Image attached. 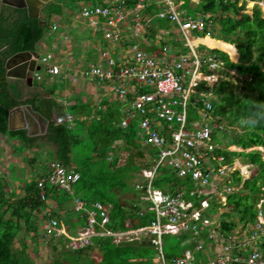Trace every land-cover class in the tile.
Masks as SVG:
<instances>
[{
	"label": "trees",
	"instance_id": "trees-1",
	"mask_svg": "<svg viewBox=\"0 0 264 264\" xmlns=\"http://www.w3.org/2000/svg\"><path fill=\"white\" fill-rule=\"evenodd\" d=\"M134 1L130 0V5ZM63 3H67L66 0L45 1L43 14L40 15L43 23L40 22V17L29 16L25 7L4 5L0 10V136L7 140H15L11 145L13 151L28 150V153L32 154L28 165L20 170L25 171V175L17 173L14 176L15 181H21L20 184L11 187L6 177L0 173V264H31L26 252L25 238L29 236L33 240L40 235L41 220L46 216L42 210L46 202L41 197L37 185V179L44 176L45 159L42 160L37 148L42 145L41 139L54 145L53 149L48 148L47 151L51 155L49 161L58 160L72 166L79 173L78 179L72 185V193L46 184L45 195L52 198L55 204L50 213L62 215L71 232H74L77 226L86 224L85 216L73 207L74 197L83 199L88 206H92L96 201L110 203L107 226L111 229L127 228L129 225L126 220H129L131 225L138 226L148 224L154 218L152 210L143 208L140 200L141 190L136 184L146 183L142 170L151 166L157 157L158 149L141 140L136 118L129 119L126 125L120 123L124 111L118 97L104 98L96 108H92L88 101L79 100L65 104L53 97H37V94L22 100L15 83L1 80L4 72L3 60L16 51L37 49L38 43L49 30L51 16L62 14L63 8L65 10L69 8L62 7ZM156 9L157 5L151 3L147 6L146 13L154 14ZM196 12L211 14L214 21L213 33L216 35H211L210 39L204 42L210 47L220 48L201 46L200 49L205 48L216 53L225 64L224 75L211 85V91L215 94L212 113L223 125L221 129L214 128V139L222 142L217 135L218 131H222L230 134V142L226 140V144L231 143L242 148L264 146V122L255 128L247 124L255 119L264 120V103H259L264 102V16L261 9L255 4L251 11L247 12L244 5L238 4L237 0H200L193 14ZM141 18L147 19L145 15ZM149 22L151 28L146 32L149 38L154 37L159 27L168 25L167 19L157 15L151 17ZM210 40L216 41L218 45L209 42ZM157 47L156 41L148 45L151 50ZM231 68H234L238 75L244 76L241 87L248 88V92L243 90L238 92L233 88L231 79L233 74L229 71ZM42 82L43 79L38 81L40 84ZM208 85L202 80L199 88ZM55 86L54 84V88H48L49 94L55 93ZM128 96L132 98L131 93ZM19 102L31 104L48 119L43 133L28 135L25 128L8 129V111ZM201 104L200 101L197 106L189 105V119L197 115L196 107H200ZM63 111L72 116L71 123L73 122L75 126L70 125L65 118L59 119L55 116V113ZM80 114L91 116V121L86 124L83 119L78 118ZM119 146L127 151L123 162H119ZM221 153L228 160L240 155L256 166L255 172L242 181L241 189L244 191L239 189L230 191L227 204L221 210L214 206L209 208L210 212L218 210L221 212L223 219H220V230L227 234L237 225L234 218L237 217L243 222L242 227L245 228L252 225L256 219V204L260 198L264 199V159L257 148L224 149ZM30 173L35 175L28 179ZM235 181H241V176L237 172L234 173L232 182ZM151 182L164 191L169 188L170 193L175 192L178 186L187 187L191 184L176 175L168 164L157 166ZM125 197L128 198L127 204L122 202ZM260 208L264 215V200ZM19 231H22L23 236L21 246L15 248L14 243ZM50 237L54 241V237ZM177 237L178 246L175 250L166 252L170 256L180 253V242L183 241L185 234H177ZM91 240L94 245L90 244L89 247L95 246L101 252L100 259L96 262L91 260V264H130L135 263L130 261V257L146 256L144 244L117 245L111 235L100 234L92 236ZM52 246L59 247L56 242L52 243ZM261 246L264 253V242ZM72 252L68 248H61L62 262L59 264H70ZM142 262L146 263L149 260L140 263Z\"/></svg>",
	"mask_w": 264,
	"mask_h": 264
},
{
	"label": "built area",
	"instance_id": "built-area-1",
	"mask_svg": "<svg viewBox=\"0 0 264 264\" xmlns=\"http://www.w3.org/2000/svg\"><path fill=\"white\" fill-rule=\"evenodd\" d=\"M183 1L135 0L130 7L124 6L122 0L117 4H85L80 9L89 26L102 30L103 36L117 46L112 51L100 48L103 61L86 65L82 69L83 75L112 82V90L121 100L124 111L120 123L126 125L129 119L136 118L141 140L158 149L151 169L143 170L146 183L136 184L141 190L143 208L152 210L154 218L148 224L138 226L126 220L127 228L111 229L107 226L110 203L96 201L88 206L83 199L74 197L73 207L85 216L86 224L78 227L75 234H68L60 223V215L50 213L55 206L49 204L54 200L45 195L46 184L72 193V185L79 173L72 166L52 160L44 162V176L37 179L41 197L46 202L42 230L52 237L65 234L68 245L79 247L90 243L96 234L111 235L114 241L147 239L155 249L154 264H264L261 208L256 209L252 225L245 228L243 222L235 220L237 225L230 232L225 234L220 230L219 210L227 204L228 193L239 187V182H232L234 173L241 176L242 183L250 175V164L246 163L243 169L236 166L235 156L228 160L221 153L224 149L235 150L232 145L214 139V128L221 129L223 125L212 113V91L206 86L199 88V85L208 76L224 70L225 64L216 53L200 49L201 46L214 47L201 41L193 43L194 39L205 34L212 35L214 21L211 14H190L185 8H178ZM189 1L197 4L200 0ZM237 2L243 4L247 12H250L247 2L251 3V8L257 4L263 15L264 0ZM151 3L157 5L154 15L167 19L168 24H175L177 32L183 34L187 51L170 37V25L155 32L154 39L160 41L159 47L154 50L144 48L145 29L151 18L146 14V8ZM144 15L146 20L141 18ZM128 19L131 20L129 25L126 23ZM187 29L203 34L190 38ZM52 59L53 55L48 52L37 61L45 64L48 73L56 74L59 67ZM229 71L233 73L235 69ZM34 72V76L40 79V73ZM200 101L201 106L196 107L197 115L189 119V105L197 106ZM159 164L171 166L176 175L191 183L190 186H178L173 193L169 188L164 191L154 186L151 180ZM213 206L219 209L218 212L209 211ZM164 234H187L193 246L184 248L180 254L168 256L163 248Z\"/></svg>",
	"mask_w": 264,
	"mask_h": 264
},
{
	"label": "crops",
	"instance_id": "crops-1",
	"mask_svg": "<svg viewBox=\"0 0 264 264\" xmlns=\"http://www.w3.org/2000/svg\"><path fill=\"white\" fill-rule=\"evenodd\" d=\"M77 4H73L72 8L64 9L62 14H55L54 19H51V22L49 23V30L45 33L44 37L41 39V41L37 45V53L38 58L46 53H51L53 55L52 62L56 63L59 67V71L56 74H51L45 70L40 72L37 70L40 75L42 74L43 78L37 79L34 76V73L32 74L33 78L37 80V86L34 89L28 90L26 94V98L28 96L37 94V97H53L58 102L70 104L79 100L88 101L90 106L92 108H96L99 103L104 99L108 97H117L115 93L112 90V82L106 81V80H98V79H90L87 78L82 73V69L90 64L91 62H99L103 61L102 57L100 55V48H105L104 46H98L97 40L103 41V39L106 40V38L103 36V31L98 28H93L89 26L88 20L86 17H84L80 9L85 4H92L94 2L96 3H107V2H116L121 3L122 0H76ZM154 1V0H152ZM130 0H123V5L125 6H132L133 3L130 5ZM135 2V1H134ZM94 3V4H96ZM80 5V6H79ZM40 15H42V8L39 9ZM147 15L153 17L154 14L146 13ZM146 16V15H145ZM131 18V17H130ZM131 20H127V25L131 24ZM149 25L145 29V32L149 31V28H151V24L148 21ZM170 25V24H168ZM162 27V26H161ZM91 29L92 31H89V34H83L82 36H79V29ZM160 28V27H159ZM87 29L85 31H87ZM81 30V33H82ZM129 31V29H128ZM92 35H91V33ZM146 34V33H145ZM147 36V35H146ZM155 36V35H154ZM149 43H148V41ZM147 40L144 44V48H148V45L156 41L158 47H159V40L156 38H149L147 36ZM142 43L143 40L141 41ZM148 43V44H146ZM42 48L43 52L40 54L39 49ZM83 49V50H82ZM113 50V49H112ZM126 51H128L127 48H125ZM129 52V51H128ZM37 64L42 65V62L39 60L37 61ZM44 64V63H43ZM45 65V64H44ZM44 74L46 76L44 77ZM43 79L42 84L38 83ZM54 84L56 85L55 93L53 92L52 95L49 94L48 88H54ZM47 86V88H45ZM33 92V93H32ZM119 99V98H118ZM120 100V99H119ZM121 102V100H120ZM104 106V104H102ZM66 113V120L69 121L70 125L75 126V124L72 121V116L67 112H57L55 113V116H59L60 114ZM65 116V115H64ZM79 119H83L86 124H88L91 121V116H85V115H78ZM60 119V118H59ZM38 121L40 119H37ZM40 122V121H39ZM36 128V126H35ZM35 128L33 130H35ZM39 131H36L35 134H38ZM42 133V132H41ZM11 140H8V144L11 145ZM15 142V140H13ZM128 198L125 197L122 199V202L124 204H127ZM55 206V204H54ZM220 213V212H219ZM220 215V219H223V215ZM60 223L65 227L68 234H75L77 231V228L80 226H77L74 232H71L70 228L67 224L64 223L62 215L60 216ZM234 218V220H236ZM189 237L187 238V234H185V237L183 241L180 242L181 246L179 249L183 250L186 247H192L193 243ZM68 237L65 234H61L57 237H54V243H57L58 248H54V264H59L62 262L60 258V250L63 247L68 248V250L73 251L70 255L72 256L70 264H91V260L98 261L101 257V252L94 246L89 247V245H94L92 243V240L90 243L79 247V245H68ZM117 242V241H116ZM164 242V241H163ZM76 244H78L76 242ZM164 245V244H163ZM80 249V250H79ZM180 250V252H181ZM77 251H79L77 253ZM165 251V250H164ZM95 252L98 254V259L96 260L95 257L91 256ZM87 253V254H86ZM166 253V251H165ZM180 254V253H177ZM176 254V255H177ZM166 255H168L166 253ZM170 256V255H168ZM150 257V258H149ZM130 261H135V263L130 264H154V256H139V257H130ZM148 261L149 262H142L141 261ZM136 261H140L139 263ZM68 264V263H67Z\"/></svg>",
	"mask_w": 264,
	"mask_h": 264
},
{
	"label": "rangeland",
	"instance_id": "rangeland-1",
	"mask_svg": "<svg viewBox=\"0 0 264 264\" xmlns=\"http://www.w3.org/2000/svg\"><path fill=\"white\" fill-rule=\"evenodd\" d=\"M93 1V0H90ZM67 3H63L62 7H68L69 8L72 6H74L75 4H77L76 0H66ZM96 3V2H94ZM92 3V4H94ZM74 4V5H73ZM198 3H194V2H190L189 0H184L182 3H180L178 5V8L183 9L185 8L190 14L194 13V9L197 8ZM78 6V4H77ZM80 6V5H79ZM247 9L249 8V11H251V3L247 2L246 4ZM67 9V8H66ZM264 15V12H263ZM54 14L51 16V19H54ZM87 29V28H86ZM86 29L80 28L79 29V36H82L83 34H89V31H92L90 29H87V31H85ZM170 29H171V33H170V37L172 38V40L176 43H178L179 45H181L182 47H184V50L187 51V47L185 45H183L184 42V36L181 32H177V28L175 27V24H170ZM82 30V33H81ZM187 34L190 38L195 37L196 35H202V32H198L196 33V31H192L190 29H187ZM91 33V32H90ZM92 35V33H91ZM215 36V33H212V36ZM83 37V36H82ZM208 39H210V37H207V41ZM201 41H205V40H201ZM209 42H215V45H218V43L214 40H210ZM97 44L98 46H104L106 49H109L110 51H112V49L115 50V48L117 47L115 42L110 41V40H105L103 39V41H99L97 40ZM220 49V48H218ZM83 50V49H82ZM207 51H209L208 49H206ZM222 50V49H221ZM40 54L43 52L42 48L40 47L39 49ZM115 57H117V54H114ZM235 62V61H234ZM249 63V61L247 62ZM246 63V64H247ZM40 72L43 73V71L45 70V65L42 63L41 67L38 69ZM233 76L231 77V79L233 80V88L238 91V92H242L246 91L248 92L249 89L245 88V87H241L242 85V80H243V75H238V73L235 71L232 73ZM223 70H220L218 72H215V75H211L208 76V78H206L207 84H209L207 86V88L210 89L211 91V85L216 83L217 81H219V78L221 76H223ZM212 93V97H215V94ZM210 95V94H209ZM65 115V116H64ZM66 113L64 114H60L58 116V118H66ZM40 124V122H38ZM41 130H43V128L40 127ZM41 131L38 133L40 134ZM222 131H218L217 135L218 138H220V141H222L223 143H225V141L227 140V142H230V134L225 132L222 134ZM227 138V139H226ZM10 143H14L13 141ZM41 143L42 145L37 147L38 150L40 151V157L45 161H49L51 155L49 153H47L48 148L53 149L54 145L50 142H46L43 141V139H41ZM12 145V144H11ZM11 145L8 144V140L4 137V136H0V173L2 175H4V177H6V179L9 181L11 187L15 186L16 184H20L21 181H15L14 180V176L19 173L21 176L25 175V171H20L22 170V168L26 167L28 165L29 162V158L32 156L31 152L28 153V150L24 151V152H16L13 151L11 149ZM121 146V145H120ZM118 148V155H119V162H123L125 159V155L127 154V151L124 150L122 147ZM232 148L236 149V150H241V147L239 148V146H231ZM252 148H255L256 146H251ZM249 148H245V150H248ZM264 148H262L261 146L259 147V150L261 152V156L264 159ZM234 163L236 164V166H238L239 168L243 169V167L246 165V159L240 155H237L234 157ZM250 163V162H248ZM154 163L152 162L151 166ZM151 166L149 168H145V169H151ZM256 166L250 164L249 165V171H250V175L252 173L255 172ZM144 170V169H143ZM142 170V174L146 175L145 172H143ZM20 171V172H19ZM35 173V172H34ZM34 173H30L31 176H27L28 179L33 178L35 175ZM249 174V172L247 174H245L246 176ZM249 175V176H250ZM135 179V178H134ZM144 179V178H143ZM243 179V178H242ZM241 181L239 182V184L237 187L239 190L244 191V189H241L242 185H241ZM8 191V190H7ZM13 193V192H12ZM15 194V193H14ZM262 198L259 199V202L256 204V208H260V203L263 201H261ZM51 203V205H54V203L49 202V204ZM70 203V202H69ZM71 204V203H70ZM43 210V209H42ZM41 213V211H40ZM236 222H238V218L236 219ZM42 223V222H41ZM41 229V227H40ZM41 232L40 235L36 238L31 240V238L28 236L25 238L26 242H27V247H26V252L28 253L30 259H31V264H54V248L52 247V243H54L53 239L45 232H43L42 230H39ZM21 237L22 236V231H19L17 234V239L15 240L14 243V247L15 248H19L21 246ZM163 241H164V245L163 248L164 250L170 251V250H175V248L178 246V237L177 234H164L163 235ZM145 249L144 252L146 253V256H155V249L151 244H144ZM66 248V247H63ZM87 254V253H86ZM91 256L95 257V259H98V254H96L95 252H93V254H91ZM150 258V257H149Z\"/></svg>",
	"mask_w": 264,
	"mask_h": 264
},
{
	"label": "water",
	"instance_id": "water-1",
	"mask_svg": "<svg viewBox=\"0 0 264 264\" xmlns=\"http://www.w3.org/2000/svg\"><path fill=\"white\" fill-rule=\"evenodd\" d=\"M9 4L16 7H25L29 16L40 17V22L43 23L44 20L40 16L39 8L42 7L45 3V0H0V9L2 4ZM38 53L36 49L18 51L12 54L5 60V67L8 69L13 65L19 66L21 71L19 72L20 76L25 77L28 80V83H32L33 76L32 72L38 70L40 65L37 64ZM37 119H40V125L45 131L48 119L44 117L38 110H35L29 103H20L12 106L8 111V129H18L25 128L27 129L28 135H33L36 133V130H33L36 126L35 122ZM137 244H150V241L147 239H138V238H128L121 239L117 241V245H137Z\"/></svg>",
	"mask_w": 264,
	"mask_h": 264
},
{
	"label": "flooded vegetation",
	"instance_id": "flooded-vegetation-1",
	"mask_svg": "<svg viewBox=\"0 0 264 264\" xmlns=\"http://www.w3.org/2000/svg\"><path fill=\"white\" fill-rule=\"evenodd\" d=\"M45 1H47V0H45ZM4 5H8V6H11V7H16V6H12V5H9V4H5V3H3L2 4V6H1V9H2V7L4 6ZM44 6V5H43ZM43 6L42 7H40V8H42L43 9ZM39 8V9H40ZM0 9V10H1ZM9 11H6V13H8ZM16 52H18V51H16ZM16 52H14V53H16ZM13 53V54H14ZM12 55V54H11ZM10 55V56H11ZM10 56H8V57H10ZM7 57V58H8ZM6 58V59H7ZM6 59H4L3 60V66H4V72H3V74H2V76H1V80L3 81V82H10V83H15L17 86H18V89L20 90V93H21V96H20V98L22 99V100H24L26 97V92L28 91V90H31V89H34V87L36 88V86H37V80L35 79V78H32V83L31 84H29L28 83V80L25 78V77H22V76H20V74H19V72L21 71V69L19 68V66H17L16 64L15 65H13V66H11L10 68H6L5 67V60ZM33 74V72L31 73V75ZM33 93V92H32ZM20 103H23V102H19L18 104H20ZM40 121V120H39ZM38 120H36V122H35V124H36V128H35V130L36 131H38V130H41L40 129V127H41V125L38 123L39 122Z\"/></svg>",
	"mask_w": 264,
	"mask_h": 264
},
{
	"label": "clouds",
	"instance_id": "clouds-1",
	"mask_svg": "<svg viewBox=\"0 0 264 264\" xmlns=\"http://www.w3.org/2000/svg\"><path fill=\"white\" fill-rule=\"evenodd\" d=\"M212 49V48H211ZM214 49H218V48H214ZM224 51V50H223ZM226 52V51H225ZM259 103H264V102H259ZM261 122H264V120H262V119H255V120H252V121H250V122H247V124H248V126L249 127H251V128H255L256 126H258ZM221 144H226V143H223V142H220ZM230 145H235V144H231L230 143ZM235 146H237V145H235ZM254 146H256L255 148H257V149H259V147L261 146V147H264V146H262V145H254ZM239 148H240V146H239ZM246 148H249V147H246ZM252 147H250V149H251ZM242 149H245V148H242L241 147V150ZM236 150V149H235ZM249 150V149H248ZM246 163H248V162H246ZM249 164H251V163H249ZM264 200V199H263ZM260 207H261V203H260ZM263 214V213H262ZM264 216V215H263Z\"/></svg>",
	"mask_w": 264,
	"mask_h": 264
},
{
	"label": "bare ground",
	"instance_id": "bare-ground-1",
	"mask_svg": "<svg viewBox=\"0 0 264 264\" xmlns=\"http://www.w3.org/2000/svg\"><path fill=\"white\" fill-rule=\"evenodd\" d=\"M210 36H211V35L206 34V35H204V36H201V37H199V38H196V39L193 40V43L200 42L201 40H206L207 37H210ZM201 42L205 43L204 41H201ZM262 148H264V147H262ZM263 150H264V149H263ZM263 153H264V152H263Z\"/></svg>",
	"mask_w": 264,
	"mask_h": 264
}]
</instances>
